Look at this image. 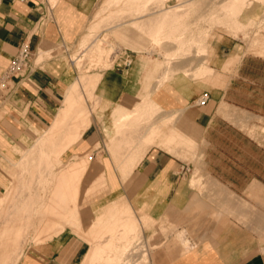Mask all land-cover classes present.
I'll use <instances>...</instances> for the list:
<instances>
[{"label":"crops","instance_id":"0c3cea01","mask_svg":"<svg viewBox=\"0 0 264 264\" xmlns=\"http://www.w3.org/2000/svg\"><path fill=\"white\" fill-rule=\"evenodd\" d=\"M97 2L0 0V161L12 128L51 124L76 76L64 59L36 61L37 53L75 41ZM170 13L150 11L138 22L144 28L149 19L165 24ZM21 45L31 58L5 76ZM206 48L200 62L172 61L169 77L160 81L135 54L101 70L92 121L62 156L91 152L83 181L99 176L106 183L81 197L80 233L68 227L29 247L18 264H83L89 229L118 198L133 217L130 229L144 240L149 264H264V54L247 51L241 33L225 31L214 33ZM201 64L207 67L201 76L184 72ZM144 100L158 106L149 111V124L159 125L160 133L134 165L119 168L107 148L111 111L137 101L142 114Z\"/></svg>","mask_w":264,"mask_h":264},{"label":"rangeland","instance_id":"374dc122","mask_svg":"<svg viewBox=\"0 0 264 264\" xmlns=\"http://www.w3.org/2000/svg\"><path fill=\"white\" fill-rule=\"evenodd\" d=\"M139 1L140 3H144V5L140 8V11H137L132 6ZM139 1L114 0L104 2V0H98L75 41L71 43L59 42L47 46L44 50H40L37 53L36 61L48 57H60L73 66L76 71V76L74 78H76L81 74L85 76H88L90 73L95 74L94 72L101 75V70L114 66L116 62L122 59H130V57H125L127 53L132 55L135 54L137 57L146 61V67L148 70L152 71L151 75L154 73V78H158L160 81L169 77V68L172 61H174V63L177 61L178 64L184 63L188 59L192 64L200 62L202 54L207 53V42L214 33L219 31H225L236 35L241 33L243 41L246 42L247 51L264 54V0ZM154 10H170L171 13L166 18L165 24L162 19V24L160 22L152 23L144 28L143 25L138 22L139 16ZM105 15L110 16V18L107 20ZM122 20H125V22H121ZM111 23H114V25L107 27V25ZM144 29L150 31L146 32ZM98 43L100 45L102 44L101 46H104V49H107H105L107 52L104 50L105 57H103V60L105 58L104 61H106L107 58L109 64L107 62L106 65L102 64L104 63L102 62L103 60L100 61L101 58H97L91 52L92 47ZM89 52L91 53L89 54ZM88 55L89 59L87 57ZM92 58H95L94 61H92ZM98 59L101 64L97 61ZM95 60L98 63L95 62ZM91 61L97 65H93ZM90 63L92 65H90ZM206 70L207 67L201 64L194 72L191 70V66L190 69L184 72L187 73L188 71V73L198 77ZM159 72L160 74L157 77L156 75ZM100 77L96 84L92 85L91 83L88 85L87 83L81 87L85 104L87 108H89L88 110H90L91 116H93L96 111V105L93 103V97H88L87 94L90 91V94H94L98 97L100 96L96 93ZM83 87H85V89ZM150 102L151 101L144 100L142 105H140L143 112L144 110L147 111L146 114L142 112L141 121L140 123L138 122L141 124L140 134L146 133L147 127L150 125L149 119L151 113L149 111H153L158 107H155ZM136 103L137 101L133 103L131 108L122 106V109L131 110V113L135 111L133 113L135 114L139 109ZM3 113L4 111H0V120ZM2 124L9 127L5 121H3ZM133 124L131 122V125ZM48 125L42 127L31 125L27 129L21 131L12 128V142L9 149L3 153V159L0 161V213L3 211H7V214L12 213L11 211L17 210L18 206L24 200L30 205V210L33 215V221L27 228L25 234V249L46 241L68 227L80 233V210L76 218L69 215L64 209H60L59 214L56 208L57 213L53 214L55 210L50 207L51 204H49V200L57 178L65 171L68 164L81 156L71 154L67 159H63V156H61L60 160L55 158L52 151L59 146L58 143L61 142V137L43 142L37 140L38 135L47 129ZM127 125L125 126L127 128L126 134L133 132L139 134L137 128L128 131L129 127ZM6 131L8 130L6 129ZM159 133L160 126L156 129L152 138H147L143 135L139 140L138 136H135V139H133L134 143L128 145V140L125 139L121 144V135H116L114 131L110 136L109 143H107V148L111 152L119 168H123L127 165H134L139 159L138 155L142 153L146 147L148 148L150 143H153L154 137ZM123 152L130 153L131 155L127 158H122L121 155ZM88 154H91V152H88L82 157H87ZM98 178L99 176L91 180V182L89 181L87 184L82 178L80 195H86L91 192L92 189L94 191L99 188L97 186L101 187V183H103V185L106 183L105 179H99L100 181H98ZM116 201H118V204H116ZM121 201L122 198L114 200L103 212H101L91 229H89V237L87 238L90 243L89 252L95 249V247L97 250L98 248L102 250V248H107L108 245L111 244V242L107 240L105 233L114 224L113 221L116 222V214H118L119 211L123 212V209L119 210L122 208ZM41 211L44 215V222L42 221V224L39 226L37 225V216ZM121 212L119 214H121ZM125 212L127 213H122L125 214L122 219L126 218V220H128L129 215L125 217L127 216L126 214H129L128 209ZM130 213H132V211H130ZM5 216L1 218V220L4 221L6 218ZM122 221L124 222V220ZM125 223L127 224L128 221ZM45 230H48V233H50L47 237L45 235ZM132 232L136 233V231ZM137 233L133 236L129 234V237L131 236L130 239L126 236L129 240L124 239V242L130 243L127 244L128 246L126 245V248H129L128 250L125 249L124 245V249L122 248L123 241H118L115 247V257L120 258L119 262L122 259V263L124 262L123 260H126L125 262L128 264L130 262L131 264H149L144 240L141 239V236L139 238V233ZM137 239H140L138 245H136V243L134 244V241ZM102 243L106 246L101 245ZM147 244L149 247L148 249H151L152 243L148 241ZM139 253H141L140 256ZM143 258L147 260L145 259L144 261ZM112 260L113 259H110L109 263H113L114 260ZM142 260L144 262H142ZM98 263L101 264L100 261L94 264ZM103 264L108 263L104 262Z\"/></svg>","mask_w":264,"mask_h":264},{"label":"bare ground","instance_id":"6f19581e","mask_svg":"<svg viewBox=\"0 0 264 264\" xmlns=\"http://www.w3.org/2000/svg\"><path fill=\"white\" fill-rule=\"evenodd\" d=\"M137 1H139V0H137ZM143 5H144V3H140V1H139L138 3H134L132 7L135 8L137 11H140V8ZM152 23H154V20L149 19V20H147L146 25H151ZM101 45L98 43V44L94 45V47H92V51L90 50L97 58H99V59L101 58L100 61L103 60V57H105L104 56L105 55L104 50L106 49V48L104 49L103 48L104 46L102 47ZM91 52H89V54ZM106 55H107V53H106ZM87 57L89 59V55ZM94 59L92 58V61H94ZM99 59L97 60L98 62H99ZM90 60H88V61H90ZM104 60H105V58H104ZM104 60L102 61V62H104L102 64L106 65L109 61L107 62V58H106V61H104ZM92 61H91V63H93ZM97 61L95 60V62H97ZM91 63H90V65H92ZM94 64H96V63H93V65ZM82 73H84V72H82ZM94 73L95 74L87 73V74H89L88 76L81 74L82 76L80 75V76H77L76 78H74L72 83L67 87L65 94H64V97L60 101V105H59V107H58V109L54 115V118H53L51 124L47 127V129H45L41 134L38 135L37 140L41 141V142L47 141V140H50L53 138L61 137V142L58 143L59 146H57L52 151V154L55 156V158H57L59 160H60L62 154L66 151V149L73 146V144L77 140H79V138L82 136L83 132L86 130V128L90 125V123L92 121L91 112H90V110H88L89 108H87V106L85 104L84 94L82 93L81 87H82V85H85L87 83H88V85L91 83H92V85H94L98 82L97 80L101 75L96 74V72H94ZM83 88L85 89V87H83ZM89 92L87 94L88 97H93V99H94L93 103H94V105L97 106L99 104V101H100V96L99 97L95 96L94 94H90ZM136 105L138 107V103H136ZM134 112L132 111V113H131V110H124V109H122V106H120L118 104L115 107H113V109L111 111L112 124L114 126L113 130L116 132V135H121V138H120L121 144L123 143V141L125 139V140H128L127 141L128 145H132L134 143L133 139H135V136H138L139 140L143 137V135H144V137L152 138L154 132L159 127V125L157 126L155 124H150L147 127L146 133L140 134L141 124H139V123L141 121L142 114H139L138 110L136 111L137 113L133 114ZM131 122H132V124L133 123L134 124L131 125ZM126 125L129 127L128 131L137 128L139 130V134L138 133L135 134L134 132L126 134L125 133L127 130V128L125 127ZM120 152H122V151H120ZM89 158H90V154H88L87 157L81 156L78 159L74 160L73 162H71L70 164L67 165V167L65 168V171L57 178V180L54 184V189L52 191V194L50 195V200H49V204H51L50 207L55 210L54 211L55 213H53V214L57 213V209H58L59 214H60V209H64V211H66L69 215L76 217V212L79 209V203L81 202L80 200L82 197L80 195L81 194L80 193L81 192L80 191V184L82 182L84 170H86L85 168H86V165L89 161L88 160ZM99 179H103V177H99L98 181H100ZM101 184L103 185V183H101ZM97 187H100V186H97ZM92 191H93V189H92ZM85 194H86V192H85ZM116 204H118V201H116ZM45 207L48 208L47 206H45ZM119 210H122V208ZM124 210L127 211V209H124ZM11 212L12 213H9V214H7V211H3L0 213V264H18L19 263V261L21 260V258L23 257V255L25 254L26 249H27V248L25 249V247H26L25 234L27 232V228L29 227V225H31V223L33 221V215H32V212L30 210V205L28 204L27 201L23 200L22 203L18 206L17 210L11 211ZM120 212L121 211H119V213ZM122 213H124V212H121V214H119V215L116 214V216H117V217L115 216L116 222L113 221L114 224L108 230L107 238H108L109 242H111V244L108 245L109 244L108 243L107 244L108 247L102 248V250H99L98 247H97L98 248V250H97L95 247V249L97 251H101V252H97L95 249H93V251H91L87 254V257L85 258V260L83 262L84 264H94V263H97L99 261L101 264H103L104 262L108 263V264H113V263L114 264H118V263L121 264L122 263V259H121V261H120L121 263H120L119 262L120 258L115 257V255H116L115 254L116 253L115 247L117 246L118 241L121 240V242L123 241L122 248L124 245L125 249L128 250L129 248H126V247L128 246L127 244H130V243H126V241L124 242V240H122V238L127 236L130 239L131 236L136 235V233H137V229H136V233L135 232L133 233L132 229H130V226L132 227L130 222L132 221L131 218H133V217L130 216L131 218H129L128 214H126L127 216H125V217H128V220H126V218L122 219L124 217L122 215H125ZM125 213H127V212H125ZM59 214H58V216H59ZM4 216L6 218L3 221V220H1V218H3ZM37 220H38L37 225H39V226L42 224V221L44 222V215H43L42 211L37 216ZM122 220H124V222H127V221L129 222L130 225H127V226H129V229H127L128 227L125 229L124 223ZM129 220H131V221H129ZM134 228H135V224H134ZM134 231H135V229H134ZM45 233H46L45 234L46 237L50 234V233H48V230ZM129 234L130 235L132 234V235L129 237ZM127 237L125 239L129 240V239H127ZM43 238H44V235H43ZM130 241H132V240H130ZM124 243H126V244H124ZM101 245H105V244L102 243ZM124 252H125V250H124ZM97 255H100V256H97ZM110 259H113L114 262L109 263ZM123 259H125V258H123ZM143 259L145 261L146 258H143ZM123 261L125 262L126 260H123ZM144 261L142 260V262H144ZM124 262L122 264L127 263V262H125V263ZM129 264H131V262ZM132 264H135V263H132Z\"/></svg>","mask_w":264,"mask_h":264},{"label":"built area","instance_id":"2783aa9c","mask_svg":"<svg viewBox=\"0 0 264 264\" xmlns=\"http://www.w3.org/2000/svg\"><path fill=\"white\" fill-rule=\"evenodd\" d=\"M31 57V51L28 48L27 45H21L16 55L12 58L10 64L8 65L5 76L9 75L11 73H14L15 71H18L22 66L26 65ZM207 98V94H202L198 101L199 103H202Z\"/></svg>","mask_w":264,"mask_h":264}]
</instances>
